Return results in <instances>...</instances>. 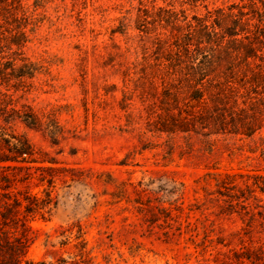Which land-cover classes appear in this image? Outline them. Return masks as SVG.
<instances>
[{
	"label": "rangeland",
	"instance_id": "1",
	"mask_svg": "<svg viewBox=\"0 0 264 264\" xmlns=\"http://www.w3.org/2000/svg\"><path fill=\"white\" fill-rule=\"evenodd\" d=\"M233 1L23 0L22 52L35 74L0 75V107L32 111L39 124H0L26 137L37 161L3 171L5 195L51 204L18 213L20 264H264V128L251 138L209 134L199 121L160 131L154 38L170 32L136 28L154 3L194 22L205 3Z\"/></svg>",
	"mask_w": 264,
	"mask_h": 264
},
{
	"label": "trees",
	"instance_id": "2",
	"mask_svg": "<svg viewBox=\"0 0 264 264\" xmlns=\"http://www.w3.org/2000/svg\"><path fill=\"white\" fill-rule=\"evenodd\" d=\"M204 6L205 15H194V22H184L187 18L181 19L173 6L155 3L144 8L136 19L140 31L150 33L144 29L152 26L170 32L165 38L160 36L162 33H155L154 38L162 51L159 60L163 65L162 95L166 104V118L159 130L190 131L195 121H199L209 125V134L230 133L251 138L264 128V0ZM30 16L23 0H0V63L6 58L9 64L0 67L2 77L35 74L33 68L25 70L32 63L22 52L29 41L26 28ZM4 31L10 35L4 36ZM119 31L125 32L123 28ZM19 61L24 64L16 68ZM8 68L11 72H7ZM8 106L0 107L2 121L9 124L19 119L31 127L38 126L35 113L21 112L12 104ZM196 107L203 109L198 116ZM34 153L26 137L8 133L0 124V250L3 252L0 264L21 263L25 242L14 233L22 207L30 213L45 210L51 204L48 198L49 201L41 202L28 199L23 205L26 197L15 196L8 201L5 195L11 184L3 171L36 162ZM260 190L264 192V187L260 186Z\"/></svg>",
	"mask_w": 264,
	"mask_h": 264
}]
</instances>
